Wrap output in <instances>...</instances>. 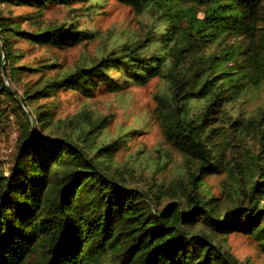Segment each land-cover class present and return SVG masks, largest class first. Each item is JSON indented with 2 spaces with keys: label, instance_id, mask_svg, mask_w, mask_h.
Listing matches in <instances>:
<instances>
[{
  "label": "trees",
  "instance_id": "1",
  "mask_svg": "<svg viewBox=\"0 0 264 264\" xmlns=\"http://www.w3.org/2000/svg\"><path fill=\"white\" fill-rule=\"evenodd\" d=\"M98 1L0 0L33 10L21 16L27 29L0 12V126L11 111L21 133L0 176V264H236L230 233L252 236L264 253V106H242L264 87V0H113L149 19L135 39L49 76L56 64L19 63L15 40L65 50L95 37L74 18L43 20L50 3L91 11ZM32 71L41 74L21 94L1 76L11 86ZM153 79L162 145L180 156L169 179L158 165L148 178L116 160L128 134L107 136L112 114L82 104L56 115L63 95ZM221 174L217 197L204 184Z\"/></svg>",
  "mask_w": 264,
  "mask_h": 264
},
{
  "label": "rangeland",
  "instance_id": "2",
  "mask_svg": "<svg viewBox=\"0 0 264 264\" xmlns=\"http://www.w3.org/2000/svg\"><path fill=\"white\" fill-rule=\"evenodd\" d=\"M98 2V5L91 11H87L86 4L81 3L67 5L50 3L43 10V20L61 22L74 18L85 29L95 31V37L86 43H79L65 50L33 46L24 41L15 40L14 47L23 55L19 63L23 62V64L32 67H37L38 64H56L51 70H43L45 76H49L55 71H65L73 67L76 62H88L108 50L114 41L119 43L132 41L146 29L149 19L136 15L131 7L113 0H99ZM75 8L80 9L74 11ZM32 11V8L25 6L2 5L0 7L3 18H12L14 22L21 23V26L26 29L29 26L21 16ZM2 69L4 72V67ZM40 74V72L34 71L25 73L21 76V81L12 82L11 86H9V78H6L5 74L1 76L13 94H21L23 92L22 82H34ZM111 74L117 76L115 71H112ZM158 86V80L153 79L145 86L131 83L116 93L101 89L92 98H77L69 93L67 96L65 95L66 97L64 95L61 97L62 100L69 99L61 101L56 115L64 117L66 114H73L79 110L82 104L88 105L91 110L98 113L112 114L114 120L105 130L107 136L114 138L118 134H128L125 148L116 153V160L127 169L141 170L143 177L148 178L152 176L154 166L158 165L164 170L157 177L169 179L180 163V156L171 153L168 146L162 145L163 132L152 116L156 106L154 94ZM242 101L243 109L246 112L264 106V87L251 90ZM8 106H12V103L9 102ZM7 116L10 125L0 126V176L4 178L9 174V169L14 164L18 153L16 142L21 134L16 115L9 111ZM31 123L36 131L32 120ZM2 180L3 178L0 179V181ZM225 180V174L209 176L205 179L204 188L207 192L220 197V184ZM225 247L236 260V264H264V253L260 250L257 240L252 236L230 233L227 236Z\"/></svg>",
  "mask_w": 264,
  "mask_h": 264
}]
</instances>
